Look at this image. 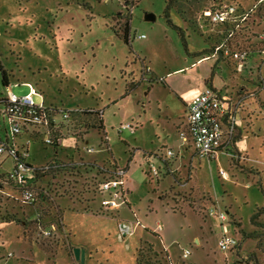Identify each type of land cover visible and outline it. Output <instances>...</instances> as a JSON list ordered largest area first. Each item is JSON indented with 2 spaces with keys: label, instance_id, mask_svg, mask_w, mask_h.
<instances>
[{
  "label": "rangeland",
  "instance_id": "374dc122",
  "mask_svg": "<svg viewBox=\"0 0 264 264\" xmlns=\"http://www.w3.org/2000/svg\"><path fill=\"white\" fill-rule=\"evenodd\" d=\"M169 1L170 20L182 28L188 54L164 20L165 0H0V63L10 75L9 89L20 96L30 90L29 83L36 102L58 110V146L43 141L44 126L34 127L27 135L29 159L40 167L53 158L67 162L36 173L37 198L27 204L20 189L1 182L14 164L8 152L0 153V242L17 257L10 264H136L138 254L139 264H170L166 250L176 264H264V62L242 69L233 59L230 66L216 57L196 61L208 46L200 36L198 15L215 0ZM238 1L244 8L254 2ZM146 14L152 17L146 19ZM127 18L129 44L121 32ZM149 68L157 82H148L154 80ZM204 81L240 101L238 136L230 152L198 159L188 155L187 146V158L177 160L173 172L160 171L156 183L148 181L143 161L161 167L165 147L157 157L141 159L135 145L155 147L161 130L173 132L165 107L178 112L177 96H193ZM6 92L0 79V99ZM72 109L100 111L106 139L99 141L91 127L78 137L76 130L96 123L90 114L81 116L74 137L68 136L60 111ZM127 124L132 130L122 128ZM115 167L123 169L130 192L128 202L108 207L103 201L109 195L97 182L112 178ZM70 202L75 204L63 213L65 233L62 205ZM214 202L234 214L232 226L224 222L238 240L231 251L217 246L219 223L209 218L203 223L196 215ZM121 222L132 231L122 235ZM155 225L162 229V239ZM67 233L73 236L65 237ZM185 249L191 252L186 257Z\"/></svg>",
  "mask_w": 264,
  "mask_h": 264
},
{
  "label": "built area",
  "instance_id": "2783aa9c",
  "mask_svg": "<svg viewBox=\"0 0 264 264\" xmlns=\"http://www.w3.org/2000/svg\"><path fill=\"white\" fill-rule=\"evenodd\" d=\"M254 5L250 7L252 9ZM248 11L240 10V7L232 0H226L221 4H215L212 7L203 9L198 15V22L200 27L204 24L216 25L224 22L237 23L244 19ZM261 30L258 32V38L261 41L257 52L254 55L259 65L264 62V15L260 18ZM141 35L140 37H142ZM249 51L246 49H232L220 42L215 46L210 56L216 57L222 61L228 59L229 61L236 60V65L241 68L243 61L247 59ZM14 83L13 85H17ZM29 91L23 95H16L9 86L5 87L6 97L0 99L2 106H0V114L5 118L7 123V133L5 139H0V153L8 152L14 158V165L12 170L7 173L2 183L14 185L20 189V198L22 202L31 204L36 200L34 189L29 185L35 174L39 170L52 168L49 166H35L28 161V151L26 146H17L15 137L21 133L23 127L29 125L44 126L48 130L56 128L60 123L56 122L51 112L54 108L44 105L43 102H36L33 95L37 94L35 89L28 83ZM240 101L233 99L227 94L221 93L213 87H205L197 95H195L187 107L185 114V125L178 134L181 139L189 140L192 143L193 151L196 157L214 159L218 151L227 152L233 145L237 135V112L239 111ZM62 119L65 122L72 120L73 115L80 113L79 109L61 110ZM51 118V123L48 119ZM50 127V128H49ZM122 128L132 130L129 124ZM44 137L46 144H51L53 139L50 135ZM10 135V138L8 137ZM87 152L91 149L85 148ZM173 155L172 150H166V156ZM147 174L149 178L155 179L158 175V169L153 164L147 165ZM123 169L119 167L113 171L112 178H107L101 182V189L108 193L109 198L103 201L104 205L108 207L116 206L124 202L123 185ZM11 183V184H10ZM207 215L218 219L221 227V235L217 239V246L222 251L235 248L238 245V240L228 231L224 224L227 219V211L220 209L215 205L209 206L206 210ZM119 231L122 235L130 233L132 226L125 222L118 224ZM188 249L183 250V256L189 255ZM13 256L12 252H6L4 258L9 259ZM0 259V264L1 260Z\"/></svg>",
  "mask_w": 264,
  "mask_h": 264
},
{
  "label": "trees",
  "instance_id": "16d2710c",
  "mask_svg": "<svg viewBox=\"0 0 264 264\" xmlns=\"http://www.w3.org/2000/svg\"><path fill=\"white\" fill-rule=\"evenodd\" d=\"M224 1H226V0H215V1H213V3L211 4L210 7L214 6L215 4H221ZM232 1H235V3L240 7V10H242V11L247 10L248 11L245 14L244 19H242L241 21H239L237 23L224 22L221 24L213 25V26L208 25V24H204L202 26L203 30L201 29L202 31H200L201 32L200 36L203 37L202 38V40L204 39L203 42L208 43V46L206 49H204V54L199 53L200 54L199 57L205 58L207 56H210V54L213 52L215 46L220 44V42H223L225 45H227L228 47H230L232 49H246L249 51L247 59L243 61V64L241 66L242 69L246 68L247 66H253V65L256 66L258 62L256 60H254V55L257 52V47H259V45L261 44V41L258 38V32L261 30V24H260L259 20H260L261 16L264 15V0H254V2L252 4L254 6L252 7L251 10H250V7L252 5L250 7L244 8L242 6V4L239 3L238 0H232ZM171 8H172V5H171L170 1L165 0V7L163 10L164 20L168 26H170L172 29L175 30V32L177 33V36L179 37V41L181 43V46L183 47V50L185 51L186 54H188L187 42L185 40L182 28L173 24L172 21L170 20L169 11ZM198 25H199V22H198ZM199 27H200V25H199ZM121 32H122L123 41L126 44H129V42H130V18L125 19V21L123 22ZM224 61H225V63L228 64V66H230V61L228 59H226ZM234 65L236 66V64H234ZM256 69H258V67H256ZM0 79H1V85L3 87H6L10 84V81H9L10 75L5 70V68L3 67V65L1 63H0ZM0 103H2L1 100H0ZM57 112H58V110L54 109L51 112V116L54 117V114H56ZM87 114L88 115L90 114V116H92V117H97L96 123L95 124L94 123L88 124L87 126H86V124H84V126H82L84 130H76L78 135H79V136L78 135H76V136L80 137L81 134L84 135V133L87 131V130H85L86 129L85 127H89V128L91 127L97 132V135L99 137V141L106 139V135H105L104 130H103L104 126L102 123V118L99 117V116H101V112L98 110H91V111L86 110V111L80 112V115H78L76 117L77 119L74 118V119L70 120V122H67L65 124L64 132L69 134L68 136L74 137L75 134H74L73 128L76 126L80 117L83 115H87ZM51 118L49 117V119H48L49 123H51V121H52ZM78 124H81V123H78ZM34 127L39 128V126L29 125L28 127H23L21 133L23 131H26L25 129H27V128H34ZM7 130H8V127H7L6 120L0 114V131H2V133H3V139H5V137H6ZM48 131L49 132L47 134V130H44V132L47 135H50L53 139L52 143L48 144V145L54 146V147L58 146V143L56 140L60 138V135H61L60 131L61 130H56V128H53V129L48 130ZM20 134H18L16 137H18ZM226 151L230 152L229 149ZM64 161L65 160H63V159L61 160V159L53 158L48 164L52 165L53 168L57 169L59 167L61 168L62 166H64L67 163ZM13 163H14V158H13ZM87 166H88V168H91V165L88 164ZM116 169L117 168L115 167L113 169V171ZM36 175L37 174H35L34 178L31 181L35 180ZM31 184L32 183L30 182L29 185L34 189L35 185H31ZM100 184L101 183L98 181L97 185H100ZM35 194L37 197L38 193L36 191H35ZM212 205H215V202ZM225 210L227 211L226 221L228 222V224H230L232 226L234 221H235L234 216H233L234 214H232L231 209L229 207H227ZM235 248H237V247H235ZM235 248H230L228 251H231ZM139 255L140 254H138L136 256V264H139V262H140V256Z\"/></svg>",
  "mask_w": 264,
  "mask_h": 264
},
{
  "label": "crops",
  "instance_id": "0c3cea01",
  "mask_svg": "<svg viewBox=\"0 0 264 264\" xmlns=\"http://www.w3.org/2000/svg\"><path fill=\"white\" fill-rule=\"evenodd\" d=\"M143 37V36H142ZM196 56V54L194 55V57ZM205 58H203V57H199V58H197L196 59V61H198V60H204ZM144 60V59H143ZM255 60V59H254ZM186 67V66H185ZM185 67H182V68H185ZM249 67V66H248ZM260 68V66L258 67V69ZM150 69V68H149ZM181 69V68H180ZM179 70V69H178ZM150 73L152 74V76H153V79L154 80H152L151 81V79H150V81H148V82H157L158 80H157V78L153 75V73H152V71H151V69H150ZM163 82V84H165V82L164 81H162ZM9 86V85H8ZM151 87V84H149V86H148V89ZM205 87H212V84H211V82H209V83H206L205 81H204V84L202 85V87H201V89L198 91V92H196L193 96H191V97H188L187 99H183L182 97H179V96H177L178 97V99H179V101H181V102H178L179 103V107H180V110L177 112L176 111V109H172V108H169L168 106H166L165 108L169 111V119L171 120L172 119V121H171V124H172V131L173 132H169V133H166V132H164V131H162L161 130V132H162V134H163V136L162 137H158L159 139L161 138V141L159 140V143L155 146V147H152V148H149V149H146V148H140L139 146H136L135 145V147H136V149L137 150H140V153H141V159H143V158H145V156H146V158H149L150 156H154V157H157V153H158V151L160 150L159 148H163V147H165V151H164V157L163 158H159V160L162 162V166L160 167V165H156L154 162H150L149 160H146L145 159V161H143V163H145V171H146V173H147V165L148 164H153V165H155L156 167H157V169H158V175H157V177L155 178V179H150V180H148V181H154L155 183L157 182V179H159L160 178V176L162 175V174H160V171H164V173L165 172H173L174 171V168H176L177 167V165H178V161L177 160H183L184 158H187L186 157V154H185V151H186V147L187 146H189L190 148V151H189V156L190 155H194L195 157H196V155L194 154V151H193V146H192V143L189 141V140H183V139H181L180 138V136H179V134H178V132L181 130V129H183L184 128V125H185V114H186V111H187V107H188V105H189V103L191 102V100H192V98L195 96V95H197L202 89H204ZM218 90V89H217ZM222 91V92H221ZM220 92L221 93H223V94H226V92H223V90H221ZM171 109L173 110V111H171ZM101 118H102V113H101ZM138 123H140L139 125L140 126H142L143 124L141 123V121L140 120H138L137 121ZM144 122V121H143ZM102 123H103V119H102ZM237 125H238V121H237ZM103 126H104V132H105V125H104V123H103ZM238 128H237V131H238V129H239V126H237ZM137 128V127H136ZM26 131H23V132H27L26 134H25V138L24 137H21L20 135L18 136L20 139H21V141H19V142H16V140H15V143H16V145L17 146H20V145H25L26 146V142H28V143H30V140L28 139L29 137L27 136L28 135V133H30L32 130L34 131V129L33 128H27V129H25ZM35 132H36V130H35ZM136 132V130L134 129L133 131H132V133L134 134ZM121 133H123V131H121ZM106 134V133H105ZM237 136H238V134L236 135V138H235V140L237 139ZM83 139H84V137H83ZM84 141V140H83ZM165 142V143H164ZM27 147H29V144H28V146H26V148ZM29 148H27V151H28V161L31 163V164H33V163H35L32 159L30 160L29 159V150H28ZM91 149V148H90ZM167 149H170V150H172V152H173V155L172 156H170V157H168V156H166V150ZM83 150H84V152H86L85 151V148H83ZM93 151H92V149H91V151L90 152H86V153H92ZM160 156H161V154H160ZM93 158V157H92ZM95 158V157H94ZM133 158H134V154L133 155H131V158L129 159L130 161L131 160H133ZM180 158V159H179ZM198 158V157H197ZM172 159H174V162H170V160H172ZM198 159H203V158H198ZM102 160V159H101ZM114 160V159H113ZM129 160L127 161V165H126V169L128 168V162H129ZM188 161V160H187ZM150 162V163H149ZM35 165V164H34ZM148 175V174H147ZM149 177V176H148ZM34 181L35 180H33V181H31V185H35L34 184ZM11 189L12 188H16L17 189V187L16 186H14V185H12L11 184V186H9ZM122 188H123V191H124V203L125 202H128V198L127 197H125L126 196V194H128L130 191H129V186L127 185V183H125L124 181H123V185H122ZM74 204L75 203H73V202H70V204H68V205H62V207H63V212H62V218H61V222H62V224H63V226H62V228H63V230L65 231V233H66V226H65V222H64V220H63V213H64V211L65 210H67V208H70V207H74ZM130 204V203H129ZM121 207V206H120ZM81 209H82V207H81ZM117 209H120V208H117ZM206 210H207V208H201V209H199L198 210V214H196L197 216H199L200 217V219L202 220V222L203 223H205L206 222V219H208L209 218V220L211 219L215 224H217V223H219L220 224V222L218 221V219H216V218H214V217H211V216H209V215H207V212H206ZM224 210V209H223ZM82 211L83 212H85V213H87V214H91V213H93V212H91V211H86V210H84V209H82ZM53 227V226H52ZM156 230H158L159 231V234H158V237L159 238H163V233L161 232L162 231V229H160L159 228V226L157 225H155V227H154ZM66 236H68V238L70 237V236H73L71 233H67V234H65V237ZM66 239V238H65ZM195 244H201V242H200V239H199V237L198 236H193V238L191 239ZM73 246V245H72ZM75 246H77L78 248H82V246H83V244H76V245H74L73 247H75ZM167 251V254H168V256H169V259H171V262H170V264H176V263H174V257H173V255L168 251V250H166ZM6 252L7 251H4V245L2 244V242H0V259H2V258H4V256H5V254H6ZM9 252H11V251H9ZM182 252V254H183V250L181 251ZM12 254H13V256L11 257V258H9V259H2L1 260V264H10V259H16L15 257H14V253L12 252ZM82 254H83V256H82V258L84 259V254H85V251L84 250H82ZM189 254H191V252L189 253ZM174 260V261H173ZM191 264H195V261H192V263Z\"/></svg>",
  "mask_w": 264,
  "mask_h": 264
},
{
  "label": "water",
  "instance_id": "95a60500",
  "mask_svg": "<svg viewBox=\"0 0 264 264\" xmlns=\"http://www.w3.org/2000/svg\"><path fill=\"white\" fill-rule=\"evenodd\" d=\"M152 16H150L149 14H146L145 15V18L146 19H150ZM73 252H74V256H75V258H79V250H78V248H74L73 249ZM82 258V257H81Z\"/></svg>",
  "mask_w": 264,
  "mask_h": 264
}]
</instances>
